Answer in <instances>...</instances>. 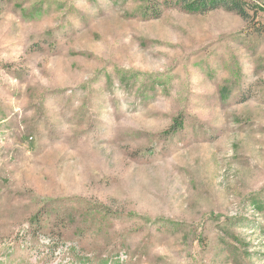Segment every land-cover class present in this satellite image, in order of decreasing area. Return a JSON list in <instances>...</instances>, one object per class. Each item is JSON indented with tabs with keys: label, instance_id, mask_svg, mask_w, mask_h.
Segmentation results:
<instances>
[{
	"label": "rangeland",
	"instance_id": "374dc122",
	"mask_svg": "<svg viewBox=\"0 0 264 264\" xmlns=\"http://www.w3.org/2000/svg\"><path fill=\"white\" fill-rule=\"evenodd\" d=\"M0 0V264H264V0Z\"/></svg>",
	"mask_w": 264,
	"mask_h": 264
},
{
	"label": "trees",
	"instance_id": "16d2710c",
	"mask_svg": "<svg viewBox=\"0 0 264 264\" xmlns=\"http://www.w3.org/2000/svg\"><path fill=\"white\" fill-rule=\"evenodd\" d=\"M159 0H149L152 18H159L160 10L157 9ZM166 7H178L189 13L207 14L217 9H226L236 12L242 18H249L248 7L240 0H163ZM264 32V29H262Z\"/></svg>",
	"mask_w": 264,
	"mask_h": 264
}]
</instances>
